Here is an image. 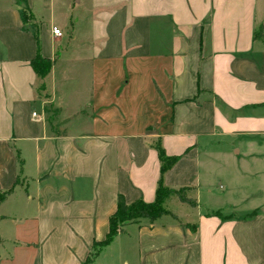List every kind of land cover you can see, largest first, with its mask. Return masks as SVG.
<instances>
[{
    "label": "crops",
    "instance_id": "0c3cea01",
    "mask_svg": "<svg viewBox=\"0 0 264 264\" xmlns=\"http://www.w3.org/2000/svg\"><path fill=\"white\" fill-rule=\"evenodd\" d=\"M156 145L197 206L91 264H264V0H0V264H84L118 196L154 201Z\"/></svg>",
    "mask_w": 264,
    "mask_h": 264
},
{
    "label": "trees",
    "instance_id": "16d2710c",
    "mask_svg": "<svg viewBox=\"0 0 264 264\" xmlns=\"http://www.w3.org/2000/svg\"><path fill=\"white\" fill-rule=\"evenodd\" d=\"M23 12L21 16L23 18ZM262 25L259 26L258 34L260 35ZM29 65L33 73L40 79L47 75L51 67L49 59L42 58L39 55L38 42L35 39V56L29 61ZM160 161V175L158 186L155 192L154 201L146 203L143 200H137L131 204H127L122 196L117 197L116 211L109 218V231L105 239L101 242L93 243V251L88 256L84 264H91V261L99 255L100 250L110 244L115 236L123 233V228L128 224L138 223L141 219H148L154 222L163 216H171L176 219L164 204L168 198L174 196L179 202L195 208L197 206L195 200L188 198L186 193L188 188H180L178 190L170 189L163 185L162 176L171 169L179 160V156H167L159 145L155 146ZM8 193H0V204L7 197Z\"/></svg>",
    "mask_w": 264,
    "mask_h": 264
},
{
    "label": "rangeland",
    "instance_id": "374dc122",
    "mask_svg": "<svg viewBox=\"0 0 264 264\" xmlns=\"http://www.w3.org/2000/svg\"><path fill=\"white\" fill-rule=\"evenodd\" d=\"M174 199H176V198H174ZM168 208L169 209H174V210H179L178 208H181V209H189V208H191L190 206H188V205H185V204H181L178 200H175V202H174V204H172V203H169L168 204Z\"/></svg>",
    "mask_w": 264,
    "mask_h": 264
},
{
    "label": "built area",
    "instance_id": "2783aa9c",
    "mask_svg": "<svg viewBox=\"0 0 264 264\" xmlns=\"http://www.w3.org/2000/svg\"><path fill=\"white\" fill-rule=\"evenodd\" d=\"M51 34H52L54 37H60V36H61L60 31H59L57 28H55V27H52V28H51ZM31 117L35 118V117H36L35 113H31Z\"/></svg>",
    "mask_w": 264,
    "mask_h": 264
}]
</instances>
